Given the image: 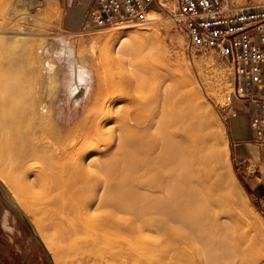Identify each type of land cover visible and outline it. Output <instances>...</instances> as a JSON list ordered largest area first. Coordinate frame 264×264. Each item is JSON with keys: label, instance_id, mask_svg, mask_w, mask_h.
Wrapping results in <instances>:
<instances>
[{"label": "bare ground", "instance_id": "bare-ground-1", "mask_svg": "<svg viewBox=\"0 0 264 264\" xmlns=\"http://www.w3.org/2000/svg\"><path fill=\"white\" fill-rule=\"evenodd\" d=\"M159 14L150 9L144 19L147 24L137 29L121 26L103 35L106 40L101 44L100 54L126 55L145 41L159 48V35L150 31L161 19ZM13 33L0 34V188L9 189L17 204L25 206L33 216L42 240L57 261L63 264L245 261L226 247L220 237V224L216 223L221 207L214 197L218 189L214 126L205 118L204 104L196 100L204 95V90L202 93L193 73L186 84L191 86V92L175 86L173 79L161 77L154 102L144 98L141 106L132 109L130 103L113 105L116 99L102 89L92 92L95 86L92 74L74 67L65 100L73 106L86 105L80 107L79 117L64 120L58 111L64 98L58 92L57 80H52L55 66L45 58L44 49L36 41L24 33ZM5 50L13 56L6 55ZM164 60L169 62L167 58ZM23 68L28 72L29 84L22 78ZM129 94L132 92L124 96L130 97ZM88 100L91 104H87ZM125 108L129 109L126 114ZM145 109L152 111L151 116L144 113ZM114 117L120 122L115 132L114 128L108 129L110 133L113 131L110 137L105 128ZM215 127L226 135L219 120ZM226 146L228 151L227 143ZM125 183L130 187L123 189L124 195L135 187L148 192L126 200L106 196ZM138 205H149L148 211H134ZM121 213L133 215L139 223H151V227L152 223H162V227L170 230L178 224L185 232L160 244L144 235L145 224L134 226L130 224L133 218ZM257 224L241 223L239 228L246 234L254 227L257 242L264 245V234H260ZM48 231L57 240H49ZM188 239L190 246L182 248ZM257 259L254 264L263 262L261 256Z\"/></svg>", "mask_w": 264, "mask_h": 264}, {"label": "rangeland", "instance_id": "rangeland-1", "mask_svg": "<svg viewBox=\"0 0 264 264\" xmlns=\"http://www.w3.org/2000/svg\"><path fill=\"white\" fill-rule=\"evenodd\" d=\"M228 1L234 4L264 2V0ZM47 2V0H0V34L2 32L5 34L13 32H16L13 34L24 33L28 38L30 37L31 40L42 46L45 58H48L55 66L52 80H57L58 92L64 98L58 110L64 120H72L79 117L80 107L83 106L84 108L86 105L82 103L81 106L77 104L73 106L72 103L65 100L70 91L74 67L77 69L84 68L85 73L92 74L91 81L92 84L94 83L93 86H96H94L92 92H94V89L95 92L98 91L97 88L99 90L102 89L104 94L110 97L113 96L116 99L113 105L130 103L132 109L137 105L141 106L140 102L144 98L154 102L158 95L161 77L162 80L165 77L171 78L174 80L173 84L175 86L177 85L183 91L191 92V86L186 84L189 82V74H194L202 93L204 90V95L196 98V100L204 104L205 118L214 126L212 130L215 137L214 148L217 153L215 167L218 182V191L216 190L214 197L215 203H219L218 205L221 207L218 220L216 221V223L220 224V237H222L229 250L234 251L238 256L245 259L240 264L257 263L259 256L263 258L261 264H264V245H260L257 242L254 227H250V233H248V229L246 234L243 233V229L239 228L241 223L257 222L259 224H257L256 228L259 229L261 235L264 234V225L261 224L264 223V209L258 203L252 189L247 185L243 178L244 174L233 159L230 150L227 130V120L229 118L225 111L231 78V67L228 60L216 50H210L205 53L191 51L188 48L187 34L181 24L169 16L166 11L158 9L156 10L160 12L159 16L161 19L152 25L153 27H151L150 31L159 35L157 40L160 43L159 48H155L154 44L145 41V43L136 45L126 55H101L100 47L106 40L103 35L109 34V32L113 33L121 26L137 29L143 24H147L148 21H142L137 24L124 23L118 26L93 27L92 29L84 30L83 19L81 26L76 29H68L65 26L64 9L60 1L51 0L49 4ZM113 41L115 42V40ZM4 53L10 57L13 56L7 50ZM165 58L169 62H166ZM18 65L21 66V63ZM24 68L21 73L22 78L25 82L27 81L26 84H29V75ZM97 82L99 87H97ZM128 92H132V94H129L130 97L124 96ZM129 98L132 99L129 100ZM89 101L87 104H91ZM127 110L129 109L125 108L123 113H128ZM143 111L150 114L148 116L152 114V111H148V109ZM218 120L224 126L226 135L217 131L215 122H218ZM119 122L114 117L106 125L105 130H113L114 128L113 131L115 132ZM109 133L107 132V136L111 137V133ZM221 135H223V138ZM122 186L110 191L106 196L126 200L133 196H141V192L142 195L148 192L142 188L137 189L135 187L129 194L124 195L123 189H129L130 186L126 183ZM14 199L10 195L9 189L6 191L0 188V264H63L57 261L47 249V243L45 244L46 241L42 240L43 237L40 234L37 223L34 222L33 216L28 213L25 206H19ZM250 203L252 205L249 206ZM148 206H135L134 211L146 212L148 211ZM123 215L133 218V223L130 224L134 226L145 224L144 231L146 233L143 231L144 235L150 240H157L160 244L167 241L169 237H175L185 232L183 229L178 228L180 227L178 224H175V227L169 230L162 227V223H152L155 229L153 225L151 227V223H139V220L131 214L121 213V216ZM161 216L162 219H166L165 214L162 213ZM220 216L222 219H220ZM247 217L250 218L248 219ZM256 217L258 220H256ZM150 227L152 229H149ZM136 229L140 230V227ZM47 238L52 240L56 237L52 231H48ZM189 242H191L190 239L185 242L182 248L190 246ZM160 244L159 246H161ZM160 250H162V246ZM215 251L217 253L219 248Z\"/></svg>", "mask_w": 264, "mask_h": 264}, {"label": "built area", "instance_id": "built-area-1", "mask_svg": "<svg viewBox=\"0 0 264 264\" xmlns=\"http://www.w3.org/2000/svg\"><path fill=\"white\" fill-rule=\"evenodd\" d=\"M150 9L166 11L185 30L193 52L218 51L231 67L229 117L246 103L264 110V2L234 4L228 0H94L84 17V30L93 27L137 24ZM252 125L264 134V117Z\"/></svg>", "mask_w": 264, "mask_h": 264}, {"label": "crops", "instance_id": "crops-1", "mask_svg": "<svg viewBox=\"0 0 264 264\" xmlns=\"http://www.w3.org/2000/svg\"><path fill=\"white\" fill-rule=\"evenodd\" d=\"M64 9L65 26L76 29L94 0H59ZM262 111L256 104L246 103L235 117L227 120L229 145L233 159L244 174L247 185L264 209V134L258 135L252 125L254 115Z\"/></svg>", "mask_w": 264, "mask_h": 264}]
</instances>
